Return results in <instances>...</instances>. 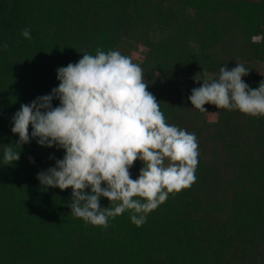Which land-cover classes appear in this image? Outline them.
<instances>
[{"label": "trees", "instance_id": "obj_1", "mask_svg": "<svg viewBox=\"0 0 264 264\" xmlns=\"http://www.w3.org/2000/svg\"><path fill=\"white\" fill-rule=\"evenodd\" d=\"M98 47L126 56L143 47L137 64L148 91L167 122L199 142L197 182L170 194L140 227L128 211L107 228L86 223L71 214V188L40 184L38 173L63 149L32 139L15 148L19 161H3L5 145L19 140L11 118L21 105L50 94L58 68ZM237 63L258 88L264 0H0V264H264V116L212 104L201 112L188 99L203 83L197 73L217 78ZM143 166L136 161L133 179Z\"/></svg>", "mask_w": 264, "mask_h": 264}, {"label": "clouds", "instance_id": "obj_2", "mask_svg": "<svg viewBox=\"0 0 264 264\" xmlns=\"http://www.w3.org/2000/svg\"><path fill=\"white\" fill-rule=\"evenodd\" d=\"M21 35L30 40L31 29L25 27ZM248 74L241 63L231 70L227 64L220 67L217 78L204 70L193 77L203 83L188 99L201 112L212 104L264 116V81L253 89L242 79ZM57 79L60 83L50 94L22 104L11 118V131L19 140L5 145L3 161H19L15 148L32 139L43 147L63 149V158L50 157L55 166L38 173L37 179L45 188L72 189L73 216L107 228L110 218L128 211L131 222L140 227L170 194L197 182L196 134L167 122L160 102L148 91L142 67L130 56L98 47L95 55L83 53L78 62L58 68ZM137 160L144 166L133 179L130 169ZM102 197L111 202L109 207H101Z\"/></svg>", "mask_w": 264, "mask_h": 264}, {"label": "rangeland", "instance_id": "obj_3", "mask_svg": "<svg viewBox=\"0 0 264 264\" xmlns=\"http://www.w3.org/2000/svg\"><path fill=\"white\" fill-rule=\"evenodd\" d=\"M127 52L129 53V56L132 58L134 62L139 63L140 58L144 56L145 51L143 47H139L137 50H133V51L127 49Z\"/></svg>", "mask_w": 264, "mask_h": 264}]
</instances>
